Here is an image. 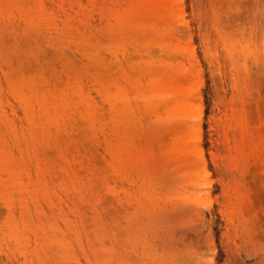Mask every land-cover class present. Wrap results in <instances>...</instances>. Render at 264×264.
<instances>
[{"label": "rangeland", "instance_id": "374dc122", "mask_svg": "<svg viewBox=\"0 0 264 264\" xmlns=\"http://www.w3.org/2000/svg\"><path fill=\"white\" fill-rule=\"evenodd\" d=\"M139 1L0 0V264H264V0Z\"/></svg>", "mask_w": 264, "mask_h": 264}, {"label": "bare ground", "instance_id": "6f19581e", "mask_svg": "<svg viewBox=\"0 0 264 264\" xmlns=\"http://www.w3.org/2000/svg\"><path fill=\"white\" fill-rule=\"evenodd\" d=\"M162 3H163L162 0H158L157 2L155 0H140L139 3L135 4V8L137 10H143L144 12L153 13L159 5H163ZM149 6L151 7V11L149 9ZM36 14L37 13H35V15ZM32 17H35V16H32ZM20 90L23 91V89H20ZM33 94L34 95L31 94V98L34 97L35 100L42 105V108L45 111H47L46 112V114H47L46 118L48 119V123L54 125L56 121L63 120L62 116L59 115V113L55 111L57 104H55V103L54 104H48L46 99H45L46 97L42 96L41 98H38V95L36 94V92H33ZM28 100L27 99L23 100L27 111H28V105H29ZM28 116H30V114H28ZM8 150L10 151L11 149H8ZM13 155H14L13 153L12 154L8 153V156H6V157L3 155L0 156V170H1L0 172L1 173L6 172L8 174V177H9V181H10L9 183H11V185L8 189L15 188L14 184L22 185V180H21L22 178H20L21 175L29 172V170H28V172H27V170L25 171L26 167L24 168L25 165L23 163H21L20 166L18 164H16L17 161H15V158H13ZM21 166H23V167L21 168ZM27 177H30V176H27ZM190 177L193 178V183H196V185H198V186H207L208 185V183L205 179L206 176L204 174V170L202 168L201 169L198 168V170H192L190 172ZM66 181H67V183L65 184V187H66V185H69L72 183H77L76 180L69 177V175H67ZM41 182L44 183L43 179L41 180ZM7 183H8V181H7ZM25 188H26V186H25ZM12 190H15V189H12ZM12 190H11V192L13 194L14 191H12ZM8 195H10V194L8 193ZM16 229H17V227H16Z\"/></svg>", "mask_w": 264, "mask_h": 264}]
</instances>
